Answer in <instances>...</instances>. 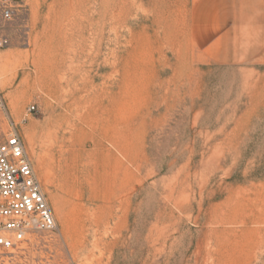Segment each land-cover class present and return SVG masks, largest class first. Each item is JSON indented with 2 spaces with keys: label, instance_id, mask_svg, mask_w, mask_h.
<instances>
[{
  "label": "rangeland",
  "instance_id": "rangeland-1",
  "mask_svg": "<svg viewBox=\"0 0 264 264\" xmlns=\"http://www.w3.org/2000/svg\"><path fill=\"white\" fill-rule=\"evenodd\" d=\"M18 4L0 136L57 230L0 264H264V0Z\"/></svg>",
  "mask_w": 264,
  "mask_h": 264
},
{
  "label": "built area",
  "instance_id": "built-area-1",
  "mask_svg": "<svg viewBox=\"0 0 264 264\" xmlns=\"http://www.w3.org/2000/svg\"><path fill=\"white\" fill-rule=\"evenodd\" d=\"M19 0H0L5 20L14 16ZM0 35V48L4 45ZM3 96L0 92V110ZM33 108V107H31ZM57 224L42 192L19 133L13 128L0 136V249L53 233Z\"/></svg>",
  "mask_w": 264,
  "mask_h": 264
}]
</instances>
